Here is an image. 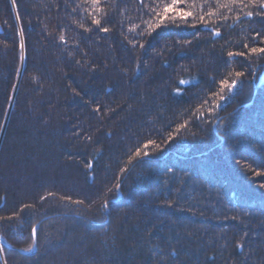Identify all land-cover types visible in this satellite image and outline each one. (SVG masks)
<instances>
[{
	"label": "trees",
	"instance_id": "16d2710c",
	"mask_svg": "<svg viewBox=\"0 0 264 264\" xmlns=\"http://www.w3.org/2000/svg\"><path fill=\"white\" fill-rule=\"evenodd\" d=\"M171 3L0 0V264H264V17Z\"/></svg>",
	"mask_w": 264,
	"mask_h": 264
},
{
	"label": "snow or ice",
	"instance_id": "6c2138e0",
	"mask_svg": "<svg viewBox=\"0 0 264 264\" xmlns=\"http://www.w3.org/2000/svg\"><path fill=\"white\" fill-rule=\"evenodd\" d=\"M91 2L93 4V7L96 8L97 11H102V9L99 8L100 0H91ZM178 2H180V0H172L171 5H165L163 7L162 12L159 14L161 16V22H163L164 18H167L170 21L175 22L177 16H179L182 19H186L188 17L193 16V12H191V11L179 10L177 8ZM13 3H15V0H13ZM209 3H210V0H205V5H208ZM234 8H240V11H243V8L257 9V11H255V15L264 17V0H216L214 9L210 7L209 10L205 14L199 15L198 19L200 21H203L205 19V15H207L209 17L214 16V15H219L222 19L226 20L227 16L224 15L223 12H221V9H227V11L232 12L234 10ZM170 11L174 12L175 15H169ZM243 14L247 17H252L254 15V11L249 10L247 12H244ZM235 19L240 20V16L237 15L235 17ZM92 24L96 25L99 28V31H102L105 33L108 32V28L102 26L100 19L94 18L92 20ZM158 26H159V24L149 25V27H151V28H156ZM81 27H83V25H81ZM86 30H88V29H86ZM216 35H219V32H216ZM60 39L64 40V36L61 35ZM21 47H23V45H21ZM244 47L248 48V45L245 44ZM249 51L251 54H255L258 57H261V54H264V47H251L249 49ZM228 55L231 57L234 55V53L229 52ZM235 55L244 56L245 53L239 52V53H235ZM262 58H264V57H262ZM77 63H79V61H77ZM234 75L236 78H240V77L244 76V72L236 71L234 73ZM220 85H221L220 91L213 93V95L217 96L219 99L223 100L224 96L222 95V93L224 92L225 89L231 90L233 87H235L236 86V80H232L231 83H229V81L227 79H221ZM77 94H79V93H77ZM217 106H219V105H217ZM96 110L99 111V109H96ZM185 128H186V124H180L177 126L175 131L177 133H179L182 129H185ZM193 135H195V133H193ZM171 138H172V135L170 133L168 136V139L171 140ZM89 139H91V138L89 137ZM148 143L155 145V141H149ZM155 146L159 147V145H155ZM147 148H148V144H145L144 149H147ZM147 155H149V153L147 151L142 150L141 148H136L134 153L131 156H129L128 163L132 164V162L137 160V158H140L142 156H147ZM89 167H91V165H89ZM120 171L125 172V171H127V169L121 168ZM260 174H262V173H257V175H260ZM116 187L119 188L120 185L117 184ZM109 191H111V189H109ZM48 195L51 196V195H53V193L49 192ZM40 199L44 200V199H46V197L41 196ZM60 199L71 200V197L70 196H61ZM75 202L78 204H83L82 200H78ZM92 203H95V201H92ZM104 206H105V202H101V207H104ZM25 207H29V206L26 205ZM17 215H19V213H13V216H17ZM13 216L0 217V220H5V219L11 220V219H13ZM234 219H235V217H234ZM36 233H37V230L35 228H33L32 229V237L33 238L36 236ZM238 246H240V245H238ZM25 251H31V249L28 248V249H25Z\"/></svg>",
	"mask_w": 264,
	"mask_h": 264
},
{
	"label": "water",
	"instance_id": "95a60500",
	"mask_svg": "<svg viewBox=\"0 0 264 264\" xmlns=\"http://www.w3.org/2000/svg\"><path fill=\"white\" fill-rule=\"evenodd\" d=\"M0 31H1V28H0Z\"/></svg>",
	"mask_w": 264,
	"mask_h": 264
}]
</instances>
